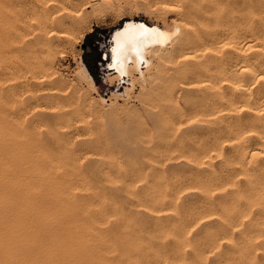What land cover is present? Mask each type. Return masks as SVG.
Masks as SVG:
<instances>
[{"label":"rangeland","instance_id":"obj_1","mask_svg":"<svg viewBox=\"0 0 264 264\" xmlns=\"http://www.w3.org/2000/svg\"><path fill=\"white\" fill-rule=\"evenodd\" d=\"M88 1H90V6L85 9L87 17L79 19L73 28L74 35L71 39L59 44V48L64 52L58 54L53 68L50 69L54 72L50 78L59 85H64L69 91L68 98L61 99L63 103L61 100L58 101V103L61 102L58 105L63 106L66 115L69 112V116L65 115L66 119L63 121L65 125L63 124V127L55 130L58 133L57 139L52 141L47 125L40 122L34 123L31 113L28 112L24 115L25 110L21 106L27 99V91L23 93L19 90L7 96L9 97L7 110L15 121L8 123L6 129L0 130V159L3 157L5 162L0 169H4L3 171L7 174L11 188L15 192H32L39 200L44 199V194L48 192L73 191L71 193L75 203L72 206V213L80 225L79 228L82 229H79V234L86 236L88 240L85 252L79 247L81 245L74 241L73 254H69L73 262L80 259L85 264H94L93 262H96L95 264H108L109 262L110 264H264V145L261 147V142L264 141V135H262L264 134V110L259 111H262L260 119L258 113L254 114L257 110L251 108L256 99L264 94V85L261 83L260 77L257 78L260 84L255 82L253 85L259 95L253 91V96L248 95L249 100H247L246 96L244 97L241 92H238V89H235L234 92L232 114L235 119L234 123H238L234 127V133L236 134L241 129L242 131L247 130L246 134L242 132L243 134L240 135L242 137L236 136L237 138L232 140H221L218 143L210 141L206 139L208 133L200 132L197 127L207 124L211 117L208 114V110L212 106L208 94L213 78L211 71L214 67L211 58H201L196 63L197 65H192L182 58L178 59L177 54H168L158 62L155 60L151 72L149 67L143 68L146 80L141 77L139 72L135 71L132 78L128 77L127 79L126 77L123 79L125 82L120 81L106 68L108 63L104 56L110 48L111 33L116 27L126 19L135 18L150 24L155 23L173 28L178 5L175 4L177 7L173 5L176 9L171 5H169L170 7L166 6L168 9L166 7L161 9L164 6V0ZM177 1L169 0L172 2L171 4L183 2V0ZM207 1L204 0L203 3ZM214 1L216 2V0ZM218 1L220 6L213 10L212 15L221 18L229 15L231 18L232 26L227 34L230 39H227L231 41L236 58L243 40H248L247 45L252 43V39L253 42L255 40V43H250L251 46L257 43L259 48L246 46V42L244 46L246 49L252 48V50L250 48V51H246V55L257 70L261 71L260 63H264V0H231L229 7L226 5V0ZM94 10L96 12L98 10V12L96 13ZM242 37L243 39H241ZM260 48L263 49L260 50ZM80 57L83 58L86 65L87 60L92 68L90 70L87 65L97 85L96 90L91 89L78 73L75 60ZM19 59L14 50L7 51L6 49L0 56L1 88L8 85L7 78L8 81L18 82V85L22 82L24 76L21 77L20 74L27 73L28 66H23L22 70L16 67L12 71L6 69L9 64L15 66L19 63ZM207 59L208 62H206ZM258 59L259 61H257ZM256 61L261 62L258 65ZM206 63H210L213 67ZM197 70L201 71L200 74L196 73ZM200 79L204 80H201L203 85L200 83L201 81L198 82L199 86L195 81ZM184 80L186 82L194 81L187 85ZM184 88L188 91L185 92ZM79 95L81 101L80 98L77 101L76 97ZM71 97L74 98L71 99ZM253 98L255 102H253ZM77 103L79 108L76 107L75 111H68L75 108ZM251 109L255 111L253 112ZM187 116L191 118L189 119ZM192 116L194 117L192 118ZM187 120H189L188 123H186ZM259 122L262 125H259ZM69 123L71 126L68 125ZM250 128L252 131L255 130L254 133L249 132L248 134ZM62 130L66 132H62ZM257 133L262 136L258 137ZM242 138L245 140L246 146L241 144L244 141ZM61 141L63 142L61 143ZM247 143H249L248 146ZM252 148L254 153L257 148L259 151L262 149V152L257 151V154L250 156V159L249 154L251 155L253 152ZM247 149L248 152H246ZM239 152L241 155L238 154ZM239 164L242 168L241 166L239 168ZM255 166L258 168L255 169ZM251 167L253 168L251 169ZM240 170L242 171L240 172ZM237 173L242 175L239 176ZM236 175L239 177L237 178ZM61 178H67V181L62 180L65 181L64 184L57 183ZM74 178H77V181L82 179V182H77ZM87 179L91 182V186L86 182ZM74 180L77 182L76 185ZM69 182L70 186L73 183L71 186L73 190L67 185ZM80 182L84 184L80 185ZM246 182H249L250 185ZM88 195H91L90 199ZM42 201L47 202L46 199ZM167 202L169 205L166 204ZM80 203L83 205L81 206ZM111 205L112 209L115 206L113 211L108 208ZM96 206L102 210L98 211ZM242 206L244 207L242 208ZM260 206L261 208H259ZM83 209L85 210L83 211ZM150 209L151 211H149ZM48 211L52 212L53 210ZM251 211L252 213H250ZM151 212L155 214L153 215ZM208 213L211 216L207 215ZM213 213H217L219 217ZM253 214L255 217L252 216ZM99 217L101 218L99 219ZM247 222L251 225H248ZM90 230L92 233L89 232ZM107 235L110 237L109 239ZM219 235H222L223 239L226 237L227 240H220L222 238ZM235 236L236 238H234ZM244 237L247 238L244 239ZM77 238L76 235L75 239ZM91 240H93L92 245ZM105 243L108 244L106 247ZM97 245H102L103 248ZM128 246H131L130 249ZM236 247L238 249H235ZM75 248H78L77 251ZM134 248L140 254L135 253ZM127 249L129 250L127 251ZM101 252L102 254H100ZM104 252L107 253V256ZM75 256L77 257L75 258ZM132 258L131 261L134 263L130 261Z\"/></svg>","mask_w":264,"mask_h":264},{"label":"bare ground","instance_id":"obj_2","mask_svg":"<svg viewBox=\"0 0 264 264\" xmlns=\"http://www.w3.org/2000/svg\"><path fill=\"white\" fill-rule=\"evenodd\" d=\"M174 1H176V0H174ZM178 1H180V0H178ZM203 1L204 0H183V2L180 1V3L175 2L174 4H171L172 2H169V0H164V6L161 9H163V8L165 9V7L169 6V5H171V6H173L175 4L178 5V8H177L178 10L176 12L177 14L175 13V15H177V16H175L173 28H171L169 26H160L159 24H155V23L150 24L144 20L135 19V18H130V19L124 20V22L120 26L116 27L112 31L111 40H110L111 45L109 44L110 48L105 53L104 59L107 60L108 64H107L106 68L110 71V74H114L118 79H120V81H124L123 79H125L126 77H127V79H128V77L132 78L135 71L139 72L141 77L144 80H146L147 77L145 75V70L143 68L149 67V70L151 72V70H153V68H154L155 60L158 62V61L164 59L166 57V55H168V54H177L178 59L182 58L185 62H187L188 64L191 63L192 65L198 63L201 58H204V57L211 58L213 60V66L214 67L210 64L211 60H209L210 63H206V64H209L210 66L213 67V70L211 71V76L213 77L212 81H211L212 85L209 87V90H208L209 98H210L211 103H212L210 110H208L209 111L208 114L211 117H210L209 121H207V124H201L200 126L197 127V129L202 133H208L206 136V139H208L210 141H215V142L217 141V143H218V142H221V140H226V139L232 140L233 138H237L238 136L243 134L242 132H245V134H246L247 130L242 131L241 129L236 134L234 133V127L236 124H238V123H236V124L234 123L235 119H234L233 114H232V112L234 111L233 110V108H234L233 102H234V97H235L234 92H235V89H238V92H241L242 95H244V97L246 96V99L249 100L247 98V96L248 95L253 96V91L256 92V88H255V90L253 88L254 83L257 82L258 84H260L259 79H257L258 77H260L261 83L264 85V63L261 62L262 60L260 61L261 63L257 62V61H259V59L256 61V63L258 65H259V63L261 64V69H260L261 71H259L252 64V61L250 62L248 60V57L246 55L247 54L246 51L247 52L250 51V48L253 46H255L254 48H256V49L259 48L257 43H256L257 46L256 45L251 46V44L255 43V40L253 42V39H252V43L250 42L251 44L249 43L248 45H247V41H248L247 39H246L247 41L243 40L244 41V42H242L243 44L242 43L240 44L236 41L238 44H240V47H239L240 52L237 54L238 57L236 58V55L233 52L234 50H232L233 48L231 46V41L228 40L230 38L227 37V34L230 31V28L232 26L231 25L232 24L231 18L229 17V15H228V17H222V18L219 16L212 15L213 10L216 7L220 6L218 0H216V2L214 0H208L206 3H203ZM230 1L231 0H226V5L228 7L230 6L229 5ZM221 2H222V0H221ZM161 5H163V4L161 3ZM87 6H90V1H88V0H0V56L4 53V51H6V49H7V51L14 50L18 54V56L20 58L19 59L20 62L17 63L15 66H12V64H9L8 68H6V69L12 71V69L14 67H16V68H19L20 70H22L23 66H25V67L28 66V72L27 73H29V75H26L27 73H22V75L20 74L21 77L24 76L23 80L21 79L22 82H20V85H18V82L14 83V82H11L12 80L8 81L9 79L7 78V82H9L8 85L5 88L0 87V130L6 129V126L8 123H11V121H15V120H13L14 117L7 110V104L9 101V97H7V96H10L9 95L10 93H14V92H17L19 90L23 93H25L27 91L28 92L27 93L28 96L26 95L27 99L22 103V106H21L25 110V112L23 111L24 115H25V113H28V112L31 113L32 121L34 123L40 122V123L46 124L48 129L50 130L49 134L51 133L50 138L52 139V141L57 139L58 133L55 130L59 129L60 127H63L65 125L63 123V121H65L64 119H66L65 118V115H66L65 111L66 110L64 108H62L63 106L60 105L61 106L60 107L58 104H60L62 102L61 99H63L64 97L68 98V96H69L68 92L69 91L67 90V88L64 85H59L57 82L54 81V79L52 80L50 78V76H52V74L54 75V72L50 71V69L53 68V65L56 61L58 54L60 52H62V53L64 52V50H61V48H59V44L65 40L71 39V37H73V35H74L73 28L78 23L79 19L87 17L85 15V9ZM155 6L157 7V5H155ZM156 7H155V9H156ZM175 7H177V6L175 5ZM172 8H174V6ZM174 9H176V8H174ZM158 10H159V7H158ZM94 11L96 12V10H94ZM97 12H98V10H97ZM258 12H260V11H258ZM96 13H94V14L96 15ZM98 15H99V13H98ZM96 16H95V18H96ZM244 30H246V29H244ZM229 34L231 35V33H229ZM83 37H85V36H83ZM12 39H13V41H11ZM241 39H243V37ZM244 43L246 44V46L250 45L251 47H248L246 49V46H244ZM261 49H263V48H260V50ZM251 50H252V48H251ZM252 54H251V56H254ZM252 58H254V57H252ZM252 58H251V60H252ZM254 60H256V58H254ZM75 61H77L76 62L77 67L76 68H78V73L83 77V79H85V81L87 82L86 84L91 89L96 90L97 85L95 83L94 77L90 73V70L87 67L86 63L84 62L83 58L80 57V58H78V60L76 59ZM206 62H208V59ZM144 64H146V65L143 66ZM206 69H208V68L206 67ZM200 72L197 70L196 73L200 74ZM78 73H77V76L79 75ZM203 73H204V71H203ZM183 75H184V73H183ZM81 76H80V78H82ZM196 78H194V79H196ZM183 79H184V76H183ZM132 80L134 81V79H132ZM201 80H204V79H200L199 81H195V83L197 82L196 84H198L200 86V84L198 82H200ZM193 81L194 80H188L187 82L186 81L185 82L188 85V84H192ZM132 83H134V82H132ZM200 83L202 84L203 82L201 81ZM196 84H194V85L196 86ZM205 85L207 86V84H205ZM262 88H263V86H262ZM184 89H185V92L188 91V89H186V88H184ZM256 94H257V92H256ZM262 94H263V92H262ZM257 95H259V93ZM75 96H78V95H75ZM261 96L260 97L258 96L259 98L256 99V102L254 101V98H253L252 100H253V102H255V104L251 105L252 106L251 108L256 109L257 111L254 112L255 110L254 111L252 109L251 110L254 112V114L258 113L259 116L258 115L257 116L260 119L262 118V116H260L261 112L264 110L263 109V107H264L263 106L264 105V94L262 97ZM72 98H74V97H71V99ZM76 98L78 101V98H80V95H79V97H76ZM177 98H178V96H177ZM59 100H61L60 103H58ZM80 101H81V98H80ZM235 102H236V100H235ZM72 103H74V101ZM85 104H86V102H85ZM209 104H210V102H209ZM76 107H78V103H77V106L75 105V108H72L71 110H68V111H70V112L72 110L75 111V109H77ZM248 109H249V107H248ZM239 110H241V109H239ZM260 110H262V111L259 112ZM237 112H238V110H237ZM68 113H67V115L69 116ZM194 113H196V112H194ZM71 115L73 116V113ZM187 115H189V114H187ZM197 115H198V113H197ZM209 115H208V117H209ZM244 115H246V114H244ZM193 117L194 116H192V118ZM204 118H206V117H204ZM239 120H242V119H239ZM188 121L189 120H187L186 123H188ZM191 121H193V120L191 119ZM256 121H257V119H256ZM203 122H205V121H203ZM203 122H200V123H203ZM261 123H262V121H261ZM261 123L259 122V125ZM70 124L71 123H69L68 125H70ZM177 125H178V123H177ZM180 125H183V124H180ZM256 126H257V124H256ZM263 126H264V124H263ZM247 128H249V127H247ZM66 130H67V128H66ZM63 131H65V130H62V132ZM253 131H255V130H253ZM253 131L250 128V131H248V134H249V132H253ZM193 133H195V132H193ZM257 135H259V134L257 133ZM260 135L258 137H261L264 134H262L261 136ZM196 137H197V135H196ZM240 137H242V136H240ZM9 138H10V136H9ZM60 138H61V136H60ZM197 138H199V137H197ZM247 138H249V137H247ZM251 138H252V136H251ZM261 140H262V138H261ZM58 141H60V140H58ZM210 141H207V142H210ZM259 141L260 140L258 139V142ZM62 142L63 141H61V143ZM244 142H245V140L241 144L243 145ZM223 143H224V141H223ZM53 144H54V142H53ZM220 144H222V143H220ZM239 144H240V142H239ZM248 144L249 143H247V146H248ZM255 144H253V145H255ZM263 145H264V141L261 142V147H263ZM238 147H240V146H238ZM254 147H256V145ZM250 148H248V149H250ZM253 148H252V151H253ZM248 149L246 152H248ZM257 149H256L255 153L253 151L251 153V155L249 154V157L250 156L252 157L253 154H257V151L260 152L262 150L261 149L259 151ZM239 150H242V149H239ZM240 153L241 152H239L238 154L241 155ZM263 155H264V151H263ZM236 156H237V153H236ZM247 157H248V155H247ZM251 157H250V159H251ZM2 158L0 159V163H1L0 168H1V166L3 167L2 164L5 163ZM238 160H239V158H238ZM240 161H242V160H240ZM249 161L251 162V160H249ZM249 163H247V164H249ZM240 166L241 165L239 164V168H240ZM257 166H255V169ZM241 168H242V166H241ZM252 168L253 167H251V169ZM245 169H247V168H245ZM245 169H244V171H245ZM255 169H253V170H255ZM3 170L0 169V264H85L84 261L80 260V259H79L80 261L77 260L76 262L74 261L75 262L74 263L73 260H71L72 259L71 256L69 255V254H73L72 251L74 250L75 242L78 245H81L79 247L82 248L84 251L86 249L85 247H86V243L88 241L86 236H82L81 234H79V229H81V228H79L80 225L78 224V221L75 219L74 213H72V206L75 203L74 202L75 199H73V194L71 193L73 191H71L70 187L73 185L72 182H74L75 180L77 181V178L76 179L74 178L75 180L71 182L72 183L71 186H70V182H69V184H67L70 186L69 189L71 192H69V191H62V192L58 191V192H56L55 191V192H48V193L44 194V199H42V200L46 199L48 202L47 203L45 201L39 200L37 198V196L32 192H27V191L15 192V190L13 188H11V186L9 184V178H8L7 174H5V171H3ZM248 170H250V169L248 168ZM7 171H8V169H7ZM241 171L242 170H240V172ZM19 172L21 173V171H19ZM8 175H10V174H8ZM238 175L240 176L242 174L240 173ZM255 175H257V174H255ZM239 176L236 175L237 178ZM256 177H258V176H256ZM229 178H231V177L229 176ZM245 178H246V176H245ZM69 179H68V181L71 180V179L70 180ZM62 180L67 181V178L66 179L61 178V179H59L60 182H57V183L64 184L63 182H65V181H62ZM81 180H78L77 182H79ZM87 180H86V182L91 186V182L89 180H88L89 181L88 182ZM232 180H233V178H232ZM77 182L74 184L76 185ZM81 182H80V185L84 184ZM52 183H54V182H52ZM246 183H249V182H246ZM248 185H250V183ZM85 186H86V184H85ZM71 188L73 190V187H71ZM83 189H84V187H83ZM234 191H236V190H234ZM244 191H245V189H244ZM90 196L88 197L89 199H90ZM150 198H152V197H150ZM98 200H99V198H98ZM170 200H171V198H170ZM94 201H95V199H94ZM167 201H168V199H167ZM76 202H77V200H76ZM157 202H158V200H157ZM172 203H173V201H172ZM104 204H106V203H104ZM163 204H164V202H163ZM166 204H168V202ZM240 204L242 205V201ZM80 205H81V203H80ZM245 205H247V204H245ZM157 206H158V204L156 205V207ZM244 206H242V208ZM105 207H107V206H105ZM153 207H155V206H153ZM108 208H111V210L113 211L115 209V206L113 209H112V205H111V207H108ZM145 208H147V206ZM259 208H261V206ZM263 208H262V210H263ZM85 209H83V211ZM97 209L99 211L100 208L97 207ZM172 209H170V210H172ZM48 210H53V211L51 212ZM100 210H102V209H100ZM146 210L148 211V209H146ZM109 211L110 210H108V212ZM149 211H151V209ZM166 211L168 212V209ZM166 211H164V212H166ZM172 212H174V211L172 210ZM247 212H245V213H247ZM250 213H252V211ZM86 214H88V213H86ZM102 214H101V217L104 215V214L103 215ZM152 214L154 215L155 213H152ZM215 214H217V213H215ZM156 215H158V214H156ZM202 215L204 217V214H202ZM207 215L211 216L209 213ZM105 216H107V215H105ZM217 216H218V214H217ZM252 216H254V214ZM252 216H251V218H253ZM101 217H99V219ZM192 218H194V217H192ZM234 218H235V216H234ZM245 218H246V215H245ZM102 219H104V218L102 217ZM199 219H202V218H199ZM256 219H258V218H256ZM222 220H223V218H222ZM104 221H105V219H104ZM189 221H190V219H189ZM248 223L249 222H247V224ZM190 225H191V223H190ZM193 225H194V223L192 224V226ZM248 225H251V224L249 223ZM244 226H246V225H244ZM253 226H254V224H253ZM84 227H82L83 230H84ZM220 227H221V225H220ZM235 227H236V225H235ZM239 227H240V224H239ZM94 228H95V226H94ZM255 228H254V230H255ZM88 229H90V228H88ZM91 230L89 231L90 233H92ZM126 230H128V229H126ZM220 230H222V229H220ZM130 231H131V229H130ZM133 232L134 231L132 230V233ZM236 232H239V231H236ZM239 233H241V232H239ZM87 234H88V231H87ZM76 235L79 238V239L77 238L79 240V243L77 242V239H75ZM89 236H91V235H89ZM236 236H237V234H236ZM236 236L234 238H236ZM243 236H245V235H243ZM97 237H100V236L97 235ZM166 237H167V235H166ZM107 238L109 239L110 237L108 236ZM171 238H174V237H171ZM221 238L222 239H220V240L226 239V237L224 239H223V237H221ZM246 238L247 237H244V239H246ZM80 239H81L82 243L80 242ZM94 240H96V239L94 238ZM99 240L101 242V239H99ZM92 241L93 240H91V245H92ZM238 241H240V240H238ZM243 242H244V240H243ZM73 243H74V245H73ZM106 243H105V247L108 245V244L106 245ZM235 243H236V240H235ZM235 243H234V245H235ZM246 243H248V242H246ZM102 244L104 245V243H102ZM243 244H240V245H243ZM101 246H98V247H101ZM130 247H129V249H130ZM102 248H103V246H102ZM77 249L78 248H75V251H77ZM129 249H127V251ZM235 249H238V248L236 247ZM100 250H101V248H100ZM136 250L137 249L134 248L135 253H138V252H136ZM138 251H139V249H138ZM104 253H106V252H104ZM246 253H248V252H246ZM85 254L87 255V253H85ZM100 254H102V252ZM138 254H140V252ZM106 256H107V253H106ZM76 257L77 256H75V258ZM100 257H101V255H100ZM139 259H141V258H139ZM94 260H92V261H94ZM131 260H133V258L130 259V261ZM131 262H133V261H131ZM93 263L95 264L96 262H93ZM100 263H102V262H100ZM106 263H107V261H106ZM108 264H110V262Z\"/></svg>","mask_w":264,"mask_h":264},{"label":"trees","instance_id":"obj_3","mask_svg":"<svg viewBox=\"0 0 264 264\" xmlns=\"http://www.w3.org/2000/svg\"><path fill=\"white\" fill-rule=\"evenodd\" d=\"M86 62H87V65L89 66L90 70H92V68H91V66H90V64L88 63V61H87V60H86Z\"/></svg>","mask_w":264,"mask_h":264}]
</instances>
